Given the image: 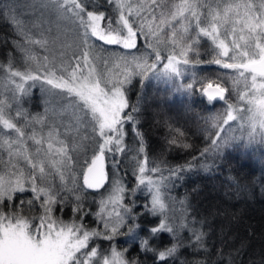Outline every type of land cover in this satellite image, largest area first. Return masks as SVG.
I'll return each instance as SVG.
<instances>
[{
    "label": "snow or ice",
    "instance_id": "snow-or-ice-1",
    "mask_svg": "<svg viewBox=\"0 0 264 264\" xmlns=\"http://www.w3.org/2000/svg\"><path fill=\"white\" fill-rule=\"evenodd\" d=\"M105 5H112L111 14L90 7V0H25L23 5L0 0V22L19 37L13 46L25 64L23 71L16 67L13 52L0 63V74L11 86L10 95L0 99V150L7 154L0 172V264H144L128 247L116 246L118 237H127L138 252L151 253L162 264H177L185 230L191 232L187 244L193 251L204 248L205 233L189 222L187 209L178 217L171 203L191 165L170 166L149 158L137 127L139 106L127 96L134 78L143 86L149 79H170L169 68H175L158 63L146 38L140 41L143 33L131 22L129 0H105ZM64 22L71 25L67 31ZM58 42L71 49L70 57L50 55ZM37 87L46 107L44 113L30 115L23 100ZM129 125L132 143L126 142ZM178 143L175 137L169 140ZM208 144L202 156L220 148L215 139ZM129 159L134 161L131 186L121 174V169L127 173ZM106 163L111 164V179ZM105 184L98 210L90 213L83 203L85 189L98 191ZM141 196L146 203H140ZM70 204L73 219L65 221L59 214ZM89 215L98 226L89 227ZM141 215L160 217L144 235ZM161 233L170 234L175 243L157 248ZM219 264H225L223 253Z\"/></svg>",
    "mask_w": 264,
    "mask_h": 264
},
{
    "label": "rangeland",
    "instance_id": "rangeland-1",
    "mask_svg": "<svg viewBox=\"0 0 264 264\" xmlns=\"http://www.w3.org/2000/svg\"><path fill=\"white\" fill-rule=\"evenodd\" d=\"M102 1L105 2V0H90V7L104 4ZM20 3L23 5L25 0H20ZM129 4L131 22L143 33L140 41L143 42L146 38L149 49L160 58L158 63L163 64L165 68L169 66L175 68L174 72L169 68L170 79L160 81L149 79L147 82L156 86H170L180 93L189 91L191 94L193 83L198 79L201 70L206 67L220 69L219 77L225 84L209 81L200 85L202 90L207 84H217L226 91L225 99L217 102L218 108L213 122L215 128L211 141L215 139L220 147L232 142L240 143L251 150L256 159L264 158V74L253 72L248 67L250 63L264 59V0H129ZM111 9L112 5L106 6L105 10L108 11L106 15L111 14ZM26 14L30 15V13ZM64 26L65 31L71 27L69 22H64ZM36 31L38 29L33 28V32ZM70 35L68 33L69 38ZM64 39L65 37L62 36L61 40ZM201 42H205L211 50L213 59L210 63L203 61V54L198 50ZM104 47L125 51L118 46ZM35 51L39 53L40 49L36 47ZM8 54L0 49V63H5L4 59L8 60ZM65 54L70 57L71 49L61 47L59 42L50 53L58 59L66 58ZM15 56L14 65L23 71L24 60L17 50ZM160 70L164 71V68ZM114 71L119 70L114 69ZM136 85L129 86L128 91L135 89ZM9 87L11 86L7 84L4 75L0 74V99H6L10 95ZM23 107L30 115L44 113L45 97L38 87L32 90L30 97L24 98ZM133 139V133L129 130L126 142L132 143ZM29 145L32 146L31 141ZM0 157H2L0 159V172H2L7 154L0 150ZM120 159L123 160V156ZM125 163L129 168L126 174L121 169V174L130 177L125 181L131 186L135 183L130 168L134 161L129 159ZM109 177L111 179V175ZM81 178L79 183L82 185ZM106 188L108 184L98 192L85 190L86 199L83 203L90 213L98 210L100 194L105 193ZM24 195L31 196V193ZM171 203L175 205L178 217L184 209H187L185 205L181 206L176 198ZM71 207L70 204L63 213L59 214L65 221L73 219ZM159 219L158 216V221ZM85 221L89 227L98 226L92 215L85 217ZM189 222L193 225L190 220ZM145 233L146 230L140 235ZM190 236L191 232L188 230L181 232L185 246L179 248L178 252L191 247L187 244ZM99 243L106 245L109 242ZM115 243L118 248H129L132 245L127 237H118ZM171 243H175V239L168 233L165 236L160 235L155 241L157 248Z\"/></svg>",
    "mask_w": 264,
    "mask_h": 264
},
{
    "label": "trees",
    "instance_id": "trees-1",
    "mask_svg": "<svg viewBox=\"0 0 264 264\" xmlns=\"http://www.w3.org/2000/svg\"><path fill=\"white\" fill-rule=\"evenodd\" d=\"M102 2L104 4L100 2L99 6L105 9L107 5ZM17 39L12 27L0 22V49L15 53L13 41ZM198 50H201L204 62L212 61L211 50L205 42L200 43ZM3 61L7 62L6 59ZM219 71L214 67L201 70L191 94L189 91L180 93L170 86L151 85L147 81L141 86L136 77L133 85L137 84V87L129 90L127 96L130 104L139 106L137 127L144 136L149 158L156 162L164 160L170 166L191 165L173 195L179 201H185L189 220L205 233L204 248L182 249L177 264L184 261L188 264H219L221 253L225 264L233 257L234 264H264V158L256 159L251 150L234 142L216 152L201 155L214 134L218 104L202 97L200 85L209 81L225 84ZM127 127L130 130L131 126ZM173 137L178 144H169ZM183 144L190 147L185 149ZM108 171L112 175L110 163ZM123 178L130 179L127 175ZM139 199L141 204L146 203L144 197ZM140 222L147 230L158 223V216L141 215ZM129 253L142 259L144 264H162L151 253L145 256L138 252L136 245L129 246Z\"/></svg>",
    "mask_w": 264,
    "mask_h": 264
},
{
    "label": "water",
    "instance_id": "water-1",
    "mask_svg": "<svg viewBox=\"0 0 264 264\" xmlns=\"http://www.w3.org/2000/svg\"><path fill=\"white\" fill-rule=\"evenodd\" d=\"M249 69L252 70L253 72L264 74V59L260 62H253L248 65ZM201 93L203 95V98L208 101V102H222L225 97H226V91L224 88L217 84H207L205 85ZM209 96L212 98L209 99ZM106 171H108V163H106ZM81 183H83V180L81 178ZM107 184H105L106 186ZM105 188V187H104ZM103 189V188H102ZM102 189H99L98 191H101ZM86 191L90 192H98V191H93L91 189H85Z\"/></svg>",
    "mask_w": 264,
    "mask_h": 264
}]
</instances>
